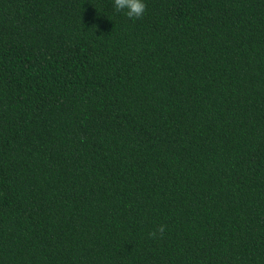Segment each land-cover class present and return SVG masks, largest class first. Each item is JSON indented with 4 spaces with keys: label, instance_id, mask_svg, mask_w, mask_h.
Segmentation results:
<instances>
[{
    "label": "trees",
    "instance_id": "obj_1",
    "mask_svg": "<svg viewBox=\"0 0 264 264\" xmlns=\"http://www.w3.org/2000/svg\"><path fill=\"white\" fill-rule=\"evenodd\" d=\"M0 264H264V0H0Z\"/></svg>",
    "mask_w": 264,
    "mask_h": 264
},
{
    "label": "clouds",
    "instance_id": "obj_2",
    "mask_svg": "<svg viewBox=\"0 0 264 264\" xmlns=\"http://www.w3.org/2000/svg\"><path fill=\"white\" fill-rule=\"evenodd\" d=\"M114 9L117 12L123 11L130 19L142 18L146 11V0H112ZM164 225H159L157 229L151 233L150 236H155L157 232L163 233Z\"/></svg>",
    "mask_w": 264,
    "mask_h": 264
}]
</instances>
